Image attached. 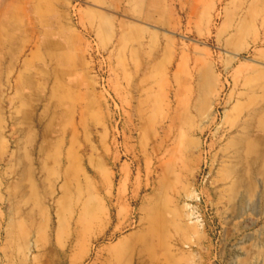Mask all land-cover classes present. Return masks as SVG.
I'll use <instances>...</instances> for the list:
<instances>
[{
	"label": "rangeland",
	"instance_id": "rangeland-1",
	"mask_svg": "<svg viewBox=\"0 0 264 264\" xmlns=\"http://www.w3.org/2000/svg\"><path fill=\"white\" fill-rule=\"evenodd\" d=\"M27 4L95 94L32 119L0 75V264H264L260 0H0V27Z\"/></svg>",
	"mask_w": 264,
	"mask_h": 264
},
{
	"label": "crops",
	"instance_id": "crops-1",
	"mask_svg": "<svg viewBox=\"0 0 264 264\" xmlns=\"http://www.w3.org/2000/svg\"><path fill=\"white\" fill-rule=\"evenodd\" d=\"M21 7L15 6L8 16L11 20L0 27V75L16 78L25 117L39 118L44 103L48 116L54 117L55 101L63 99L75 107L76 102L90 100L95 90L87 79L89 68L81 38L72 29L65 34L68 26H61L51 10L44 13L36 4ZM71 87L77 90L74 98L60 96L61 89L69 92Z\"/></svg>",
	"mask_w": 264,
	"mask_h": 264
},
{
	"label": "bare ground",
	"instance_id": "bare-ground-1",
	"mask_svg": "<svg viewBox=\"0 0 264 264\" xmlns=\"http://www.w3.org/2000/svg\"><path fill=\"white\" fill-rule=\"evenodd\" d=\"M256 1H257V0H256ZM254 3H255V2H254ZM254 3H253V4H254ZM260 3H261V5H262V7L264 8V0H260ZM236 11H237V9H236ZM158 134H159V133H158ZM157 145H158V144H157ZM154 146H155V145H154ZM154 146H153V148L157 150V148L154 147ZM157 147H158V146H157ZM154 149H153V150H154ZM262 163H263V162H262ZM262 163H261V164H262ZM263 166H264V165H263ZM260 168H261V167H260ZM83 219H85V218H83ZM21 221H22V220H21ZM15 222H16V221H15ZM19 222H20V221H18V223H19ZM16 223H17V222H16ZM79 223H80V222H79ZM16 226H17V225H16ZM22 226H23V223H22ZM21 230H22V228H21ZM24 231H25V230H24ZM24 231H22V232H24ZM75 232H76V231H75ZM20 234H21V233H20ZM83 235H84V234H83ZM76 236H77V234H76ZM134 251H135V250H134ZM138 252H139V251H138ZM36 257H37V256H36ZM37 258H38V257H37Z\"/></svg>",
	"mask_w": 264,
	"mask_h": 264
}]
</instances>
